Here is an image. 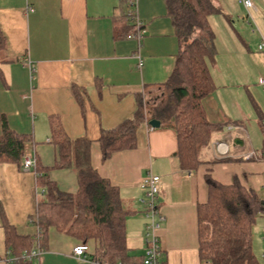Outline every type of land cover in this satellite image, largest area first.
Wrapping results in <instances>:
<instances>
[{"label":"crops","instance_id":"crops-1","mask_svg":"<svg viewBox=\"0 0 264 264\" xmlns=\"http://www.w3.org/2000/svg\"><path fill=\"white\" fill-rule=\"evenodd\" d=\"M129 1H134L133 8ZM251 1L253 8L247 11L240 0H212L220 9L209 17L215 48L209 71L215 89L202 104L207 120L221 126L201 149V164L186 170L174 156L173 131L153 128L146 120L136 129L135 147L105 161L97 141L102 130L131 119L140 94L160 89L175 65L179 46L165 0H0L5 39L0 53V135L4 126L28 135L24 155L35 160L33 171H23L17 161L0 160V258L9 252L4 222L19 235H37L31 219L45 197L39 172L49 168L46 175L60 191H77L73 168H52L57 147L49 117H57L69 138L90 140L91 166L118 189L123 208L132 212L125 219V242L136 264L143 255L148 221L140 201V181L147 173L159 176L162 263L210 264L198 253L197 206L207 199L205 175L222 184L236 177L264 199V112L251 113L250 95L264 107V86L259 83L264 79V51L257 49L264 37V0ZM130 8L144 30L138 39L127 36L133 28L124 13ZM251 151L256 156L244 158ZM225 158L231 160L218 161ZM263 229L264 215L252 228L253 252L262 262ZM78 243L50 227L38 263L92 264L72 255ZM87 244L90 259L94 242Z\"/></svg>","mask_w":264,"mask_h":264},{"label":"trees","instance_id":"trees-1","mask_svg":"<svg viewBox=\"0 0 264 264\" xmlns=\"http://www.w3.org/2000/svg\"><path fill=\"white\" fill-rule=\"evenodd\" d=\"M165 2L179 46L175 65L160 85V95L144 103L139 97L131 119L100 132L97 141L103 161L116 152L134 148L138 125L144 120L156 119L161 127L172 130L176 136L174 156L179 167L194 170L201 164V149L208 144L211 133L221 126L207 120L202 104L215 89L209 71V64L215 58L209 17L220 9L212 0ZM124 14L133 28L128 35H134L136 25ZM4 48L5 39L0 31V53ZM49 124L51 141L57 147L52 168H73L77 191L73 194L60 191L46 175L49 168L44 171L35 168L43 172L37 177L45 188V197L38 201L32 221L38 232L36 237L19 235L4 222L7 256L13 257L4 264H34L33 259L20 256L44 247L50 227L79 243L87 244L92 240L91 258L99 260L100 264H136L125 242V219L132 212L123 208L118 189L91 166L90 140L69 138L57 117H49ZM261 125L264 132L263 123ZM29 141L28 135L14 133L4 126L0 135V160H14L21 166ZM227 160L231 159L218 161ZM204 178L207 199L197 206L199 258L210 264H260L252 248V228L256 219L264 215V199L255 190L241 185L236 177L231 184H222L209 174ZM138 264H142V256Z\"/></svg>","mask_w":264,"mask_h":264},{"label":"built area","instance_id":"built-area-1","mask_svg":"<svg viewBox=\"0 0 264 264\" xmlns=\"http://www.w3.org/2000/svg\"><path fill=\"white\" fill-rule=\"evenodd\" d=\"M240 2L247 11L248 9L253 8V2L251 0H240ZM129 5L131 6V8H133L132 6H134V1H129ZM131 8L127 10L126 16L128 19L133 20V22L136 25L137 32L134 35H128V37H134L138 39L142 36L144 30L141 27V23L136 17L135 11ZM257 49L259 51H264V37L260 38L257 44ZM138 65L139 66L142 65L141 59H139ZM259 83L262 86H264V79H260ZM252 156H256V153L254 151L245 154L244 158H249ZM21 167L23 171H33L35 167L34 157L30 155H24ZM158 182H159V176L153 173H147L142 177L140 181V187L144 192V196L143 198L140 199V201L144 206V215L148 220L145 225V232L143 239L144 248L142 255V264H163L161 261L162 250L159 242V237L157 235V229H159L161 222L163 220V216L159 213L156 206ZM33 219H31V221H33ZM262 234H263L262 237L264 239V229L262 231ZM88 250H89L88 244L78 243L72 248V255L80 260H89L92 264H100L99 260L94 258L89 259L87 257L86 253ZM40 253H41V249L35 248L32 249L30 252L22 253L20 257L24 259H33L35 261L40 256ZM12 258L13 257H9V256L2 257L0 258V264H4L7 261H9V259ZM263 259H264V252H263ZM101 264H107V263L103 262Z\"/></svg>","mask_w":264,"mask_h":264},{"label":"rangeland","instance_id":"rangeland-1","mask_svg":"<svg viewBox=\"0 0 264 264\" xmlns=\"http://www.w3.org/2000/svg\"><path fill=\"white\" fill-rule=\"evenodd\" d=\"M218 2H221L222 3V0H217ZM228 2V0H226ZM258 51V50H257ZM259 52V51H258ZM220 70V69H219ZM225 79V78H223ZM252 88V87H250ZM160 92L161 90L160 89H157V90H154V89H145L141 94H140V100L142 101V103L146 102V101H149V99H152V97L156 96V95H160ZM250 95H251V105H252V109H251V113L255 114L256 112L258 113H263L264 112V107H262V105H258L257 102L253 99L255 97L254 93L253 92H250ZM151 102V100H150ZM255 251V250H254ZM255 254L257 255V253L255 252ZM258 256V255H257ZM259 257V256H258ZM259 262L260 264H263V262L259 259ZM34 264H39L38 263V260H35L34 261Z\"/></svg>","mask_w":264,"mask_h":264},{"label":"water","instance_id":"water-1","mask_svg":"<svg viewBox=\"0 0 264 264\" xmlns=\"http://www.w3.org/2000/svg\"><path fill=\"white\" fill-rule=\"evenodd\" d=\"M148 124L152 126L153 128H157L160 125V122L156 119H151L148 121Z\"/></svg>","mask_w":264,"mask_h":264}]
</instances>
